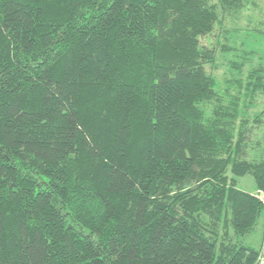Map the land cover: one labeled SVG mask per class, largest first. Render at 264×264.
<instances>
[{
    "label": "trees",
    "instance_id": "16d2710c",
    "mask_svg": "<svg viewBox=\"0 0 264 264\" xmlns=\"http://www.w3.org/2000/svg\"><path fill=\"white\" fill-rule=\"evenodd\" d=\"M253 2L0 0V264L264 260V68L200 44Z\"/></svg>",
    "mask_w": 264,
    "mask_h": 264
},
{
    "label": "rangeland",
    "instance_id": "374dc122",
    "mask_svg": "<svg viewBox=\"0 0 264 264\" xmlns=\"http://www.w3.org/2000/svg\"><path fill=\"white\" fill-rule=\"evenodd\" d=\"M224 31L218 25L211 33L200 37V44L215 49V60L206 65V70L219 79L227 78L232 74H241L242 77L250 69L257 65L264 68V0H254L244 10L237 14H227L223 18ZM224 47L228 48L225 49ZM232 65H240L239 68ZM254 111L258 112L264 108V91L257 94L255 98ZM264 135V122L255 128L249 143L252 146L248 150V157H254L259 150L256 141H261ZM255 144V145H254ZM238 187L253 191L254 183L249 175L238 178ZM258 221L255 231L247 237V242L257 244L263 235L264 228ZM262 244L264 242V236Z\"/></svg>",
    "mask_w": 264,
    "mask_h": 264
},
{
    "label": "built area",
    "instance_id": "2783aa9c",
    "mask_svg": "<svg viewBox=\"0 0 264 264\" xmlns=\"http://www.w3.org/2000/svg\"><path fill=\"white\" fill-rule=\"evenodd\" d=\"M255 196L261 201L262 204H264V192L257 190V191H255ZM263 250H264V242L262 244V251H261V253L264 252ZM263 261H264L263 260V257H261L260 258V264H262Z\"/></svg>",
    "mask_w": 264,
    "mask_h": 264
},
{
    "label": "crops",
    "instance_id": "0c3cea01",
    "mask_svg": "<svg viewBox=\"0 0 264 264\" xmlns=\"http://www.w3.org/2000/svg\"><path fill=\"white\" fill-rule=\"evenodd\" d=\"M254 191H256V190H255V188H254V190H253V191H249V192H251V193H252V192H254Z\"/></svg>",
    "mask_w": 264,
    "mask_h": 264
}]
</instances>
